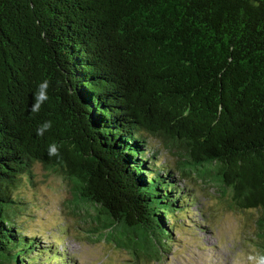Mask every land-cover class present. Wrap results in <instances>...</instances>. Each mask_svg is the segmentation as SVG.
<instances>
[{"label":"trees","instance_id":"1","mask_svg":"<svg viewBox=\"0 0 264 264\" xmlns=\"http://www.w3.org/2000/svg\"><path fill=\"white\" fill-rule=\"evenodd\" d=\"M37 163L133 264L168 250L193 175L260 213L264 250V0H0V264L66 262L16 223Z\"/></svg>","mask_w":264,"mask_h":264},{"label":"rangeland","instance_id":"2","mask_svg":"<svg viewBox=\"0 0 264 264\" xmlns=\"http://www.w3.org/2000/svg\"><path fill=\"white\" fill-rule=\"evenodd\" d=\"M150 142L158 159L181 179L179 155L166 150L158 139L150 138ZM178 184L189 188L196 201L189 214L177 219L178 226L161 258L152 263L142 258L140 264H264L257 210L229 205L231 194H224L217 181L197 180L193 175ZM14 192L27 202L16 208L18 229L37 235L39 250H47L42 259L52 258L50 251L66 257L65 263L54 260L53 264H133L132 255L115 246L111 237L107 240V234L88 233L91 220L86 214L92 210L77 203L65 176L37 163L34 178L24 177Z\"/></svg>","mask_w":264,"mask_h":264},{"label":"clouds","instance_id":"3","mask_svg":"<svg viewBox=\"0 0 264 264\" xmlns=\"http://www.w3.org/2000/svg\"><path fill=\"white\" fill-rule=\"evenodd\" d=\"M46 85H42L41 86V91L39 93V95L37 96V104L35 105V107H39V103L44 99V92H43V89ZM52 151L54 152L55 151V148L52 149Z\"/></svg>","mask_w":264,"mask_h":264}]
</instances>
